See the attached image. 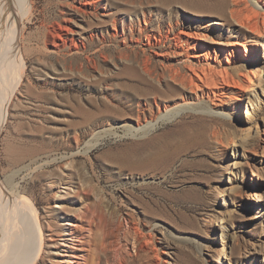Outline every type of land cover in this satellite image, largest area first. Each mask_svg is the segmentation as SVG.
Masks as SVG:
<instances>
[{
  "label": "rangeland",
  "instance_id": "rangeland-1",
  "mask_svg": "<svg viewBox=\"0 0 264 264\" xmlns=\"http://www.w3.org/2000/svg\"><path fill=\"white\" fill-rule=\"evenodd\" d=\"M247 2L239 22L231 0H101L90 17L99 30L110 28L105 8L128 26L72 59L43 44L57 1L33 0L14 24L26 65L0 131V180L37 210L46 248L35 264H67L58 245L70 229L66 249L85 264H99L91 244L105 249L100 264H264V0ZM176 33L196 40L210 66L221 50L216 67L237 83L162 111L144 134L129 113L142 98L141 57L164 73L154 84L182 93L165 67L195 63L178 54L186 43ZM69 61L83 70L70 73Z\"/></svg>",
  "mask_w": 264,
  "mask_h": 264
},
{
  "label": "bare ground",
  "instance_id": "bare-ground-1",
  "mask_svg": "<svg viewBox=\"0 0 264 264\" xmlns=\"http://www.w3.org/2000/svg\"><path fill=\"white\" fill-rule=\"evenodd\" d=\"M56 1L58 3V10L54 16V19H52L50 22H47L43 40L44 47L47 49L49 48L48 50L52 51L53 53H57L58 51H67L68 55H71L70 58L73 59L75 58L76 54L79 52L82 53L81 51L85 50L88 43L96 41L97 38H99L101 42H105L107 35L110 37L123 36L122 27L120 30V26H123L124 30L127 24L122 22L120 16L110 15V13L107 11V8H105L101 15H103L104 18L110 17V28L104 27V29L101 31L96 25L93 24L94 22L90 20V17L93 16H96L98 20L97 14L99 13V10L104 8L103 5L100 4L101 0ZM231 1L234 7L231 8L230 13L233 18H236L240 22L242 16L246 18V13L251 12V8L248 6L247 0ZM32 12L33 0H0V131L5 120L7 119L8 107L16 92V89L22 83L23 73L26 65L24 62V52L21 49L23 44L21 39L22 35L19 34L18 36H15L16 29L14 24L18 22L20 23L28 14L30 15ZM250 18L251 17L247 16L246 20H249ZM81 22H83V24H87L88 29H86V25L85 27H81ZM247 25L248 24H246V26ZM252 28H250V30ZM256 28L257 27H254L253 30L255 31ZM96 29L97 31H95ZM173 39L175 40L174 43L177 44L179 42L186 43V48H180L178 51L180 57L184 59L193 58L195 63L193 64L190 62V64L186 66L184 65V70L181 68H175L173 66L165 67V72H167L172 82L177 83L180 86L181 91L183 90L182 93L179 90H174L168 85L166 90H162L158 87V85L154 84L155 82L153 83L152 79H156L157 82H161L164 73L154 69V67L151 65L149 57L145 55L142 56L143 58L141 57V70L143 73H145V76L142 77V75H138L137 79L144 86L134 90L139 93L142 98L138 99L135 104V108L132 107L134 109H132V111L129 113L131 114V117L133 116L135 118L138 128L142 129L144 134L156 127L155 122L157 124L158 120H163L161 118L162 111L172 110L175 107L183 106L187 102L192 101V99H195L194 97L197 98V94L199 95L198 97L210 98L216 95V90H220L226 85L237 83L233 76L229 75L223 70L220 72L218 70L219 68L216 67V64L218 63L222 65L223 52L221 50H218L217 52L215 51L216 53L211 56L215 66H210L208 65L210 62H207L208 58L204 56L203 52H199L200 49L196 40L186 35L181 36L180 33H176ZM226 51L229 52L230 49H226ZM65 54L67 53L65 52ZM122 54H124V52ZM125 55H127V53ZM124 56L123 58H127ZM105 57L106 56L103 55V59H105ZM85 62L86 68L88 69H95L97 67L94 58L88 55L86 56ZM203 62L206 64L204 65ZM67 65V69L70 73L74 72L77 68H79L78 71L83 70L81 65L79 67L73 66L70 61ZM127 117L124 121L130 123V119ZM216 131V128H213L212 133L215 135ZM78 138L79 137L76 136L74 139L78 141ZM92 146L93 145H90L88 149H91ZM40 147L43 146L41 145ZM39 148L36 147L33 150H31L32 148L28 149L30 151L29 155H35V152L39 151ZM24 156L25 155H23V159ZM13 158H17V155ZM220 194L221 192L218 189L217 196L220 197ZM118 224H120V222ZM216 224H218V220L213 216L211 219V226H215ZM67 225L72 226L73 223L68 220ZM122 226H124V223L121 226L117 225V228H115L116 233L121 231ZM127 227H131V224H128ZM0 229V264H35L38 261L43 248H46V243L42 240V229L38 220L37 210L34 208L31 201L24 195H21V193L16 188L8 190L1 180ZM89 229H91V226ZM64 232L65 240L63 242H59L58 247L62 249L61 251H64L63 255L67 256L65 259L66 263L85 264L84 262L73 261L68 253L69 249H66L68 244L73 240V229L64 230ZM91 241L92 240H90V242ZM145 247L144 249H146ZM102 248L103 245L101 247L97 244H91L90 248H88V250L92 251L94 259H97L99 264L101 262V254L99 255V252L102 251ZM103 250L105 249L103 248ZM119 261H121V264H126V260L124 262L123 257H120ZM156 263L159 262L156 261Z\"/></svg>",
  "mask_w": 264,
  "mask_h": 264
}]
</instances>
